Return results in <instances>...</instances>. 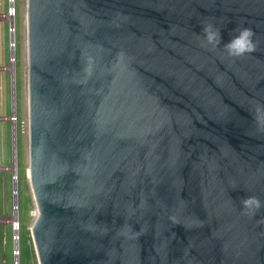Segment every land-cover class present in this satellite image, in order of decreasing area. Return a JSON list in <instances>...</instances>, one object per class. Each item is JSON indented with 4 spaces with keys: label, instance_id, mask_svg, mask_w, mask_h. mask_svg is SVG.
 <instances>
[{
    "label": "water",
    "instance_id": "obj_1",
    "mask_svg": "<svg viewBox=\"0 0 264 264\" xmlns=\"http://www.w3.org/2000/svg\"><path fill=\"white\" fill-rule=\"evenodd\" d=\"M26 27L38 264H264V0H26Z\"/></svg>",
    "mask_w": 264,
    "mask_h": 264
},
{
    "label": "rangeland",
    "instance_id": "obj_2",
    "mask_svg": "<svg viewBox=\"0 0 264 264\" xmlns=\"http://www.w3.org/2000/svg\"><path fill=\"white\" fill-rule=\"evenodd\" d=\"M18 15L16 27V104L19 117L24 116L23 73L27 68V56L23 50V24L26 15V0H17ZM6 0H0V14L5 12ZM8 35L6 22L0 19V67L8 66ZM10 113L9 74L0 71V116ZM18 130L16 139V158L12 160L11 128L6 121H0V264L12 262L15 238L19 237L20 264H38L31 226L37 216V209L29 183V163L24 147V135ZM17 173V183L13 177ZM18 223L13 232L11 222Z\"/></svg>",
    "mask_w": 264,
    "mask_h": 264
},
{
    "label": "built area",
    "instance_id": "obj_3",
    "mask_svg": "<svg viewBox=\"0 0 264 264\" xmlns=\"http://www.w3.org/2000/svg\"><path fill=\"white\" fill-rule=\"evenodd\" d=\"M17 0H6L5 12L0 14V19L6 22V31L8 35V66L0 67V71H6L9 74L10 84V113L8 116L1 117L0 121H6L10 124L12 147L14 152L12 154V160L17 161L16 158V139L18 130L21 128V133L24 135V147L26 150L28 163H29V123H28V75L27 68L23 73V91H24V116L23 119L19 117L17 104H16V27L15 18L18 15ZM23 50L27 56V27L26 21L23 24ZM3 168L0 166V171ZM13 180L17 183L18 175H14ZM17 222H11V229L15 232L18 229ZM15 248L12 251V262L10 264H20V249H19V237L14 239Z\"/></svg>",
    "mask_w": 264,
    "mask_h": 264
},
{
    "label": "clouds",
    "instance_id": "obj_4",
    "mask_svg": "<svg viewBox=\"0 0 264 264\" xmlns=\"http://www.w3.org/2000/svg\"><path fill=\"white\" fill-rule=\"evenodd\" d=\"M230 33V40L222 44V32L214 24L208 23L202 28V39L203 41L216 48L223 45L224 51L234 58L243 57L245 54L251 53L256 48V43L254 41L255 33L251 28L248 27H237L232 29ZM240 204L242 209L245 210V214L254 217L261 209H264V201H261L258 197L247 196L246 198H241Z\"/></svg>",
    "mask_w": 264,
    "mask_h": 264
},
{
    "label": "bare ground",
    "instance_id": "obj_5",
    "mask_svg": "<svg viewBox=\"0 0 264 264\" xmlns=\"http://www.w3.org/2000/svg\"><path fill=\"white\" fill-rule=\"evenodd\" d=\"M25 19H26V15H25ZM26 21V20H25ZM29 183H30V180H29ZM31 186V185H30ZM32 190V189H31ZM32 194H33V192H32ZM33 198H34V196H33ZM37 217V216H36ZM36 219V218H35ZM32 226H33V224H32ZM32 226H31V228H32Z\"/></svg>",
    "mask_w": 264,
    "mask_h": 264
}]
</instances>
